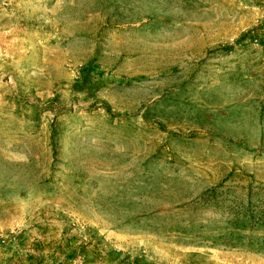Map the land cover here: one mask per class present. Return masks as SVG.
I'll return each mask as SVG.
<instances>
[{
  "label": "rangeland",
  "instance_id": "1",
  "mask_svg": "<svg viewBox=\"0 0 264 264\" xmlns=\"http://www.w3.org/2000/svg\"><path fill=\"white\" fill-rule=\"evenodd\" d=\"M0 264H264V0H0Z\"/></svg>",
  "mask_w": 264,
  "mask_h": 264
}]
</instances>
